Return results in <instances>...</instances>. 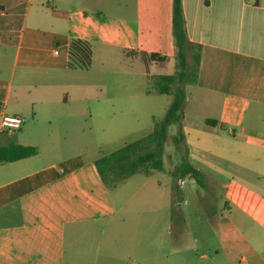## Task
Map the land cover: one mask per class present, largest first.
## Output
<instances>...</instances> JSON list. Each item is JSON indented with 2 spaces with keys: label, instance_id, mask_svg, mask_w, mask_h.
Segmentation results:
<instances>
[{
  "label": "crops",
  "instance_id": "1",
  "mask_svg": "<svg viewBox=\"0 0 264 264\" xmlns=\"http://www.w3.org/2000/svg\"><path fill=\"white\" fill-rule=\"evenodd\" d=\"M181 1L188 40L201 57L195 83L186 86L187 151L208 153L258 175L229 181L225 222L221 218L218 227L208 229L221 248L210 264L221 254L228 264H264V0ZM60 2L75 12L71 39L88 41L93 58L94 44L118 47L149 76L151 67L170 63L177 52L173 0H0V147L37 150L33 157L0 164V264H100L106 257L104 222L119 217L110 200L85 187L87 176L94 179L92 164L98 173V159L67 154L74 129L81 140L84 135L90 92L85 71L46 57L60 43L57 19L70 18L58 9ZM127 52L137 55L127 57ZM144 53L167 60L146 65ZM75 89L78 106L72 105ZM7 114L24 118L23 127L2 129ZM222 135L239 143L231 154L212 147ZM177 229L186 235L185 227ZM118 236L137 240L136 234Z\"/></svg>",
  "mask_w": 264,
  "mask_h": 264
},
{
  "label": "rangeland",
  "instance_id": "2",
  "mask_svg": "<svg viewBox=\"0 0 264 264\" xmlns=\"http://www.w3.org/2000/svg\"><path fill=\"white\" fill-rule=\"evenodd\" d=\"M58 5V9L67 11L70 18L57 19L56 33L60 43L54 44L46 57L50 63L64 66L71 39L70 20L75 12L69 10L70 5L62 2ZM114 7L111 6V13ZM94 47L92 68L81 73L89 85L90 98L85 109L89 108L90 114L82 119V140L75 128L67 151L68 155L74 156L88 153L89 160L107 156L146 137L156 123L166 120L173 96L160 95L155 81L161 74L173 75L178 63L176 52L170 63L151 67L148 72L153 75L148 73L147 76L142 65L125 59L118 47L108 49L95 44ZM189 60L193 65L191 55ZM98 94L100 100L95 98ZM71 96L72 105L78 106L76 89ZM178 134V127L172 125L161 157L165 166L162 173L153 171L148 177L136 174L114 187L104 185L93 164L88 168L94 179L87 176L85 187L93 190L95 197L110 200L119 210L117 219L104 222L106 257L100 264H210L215 249H221L208 229L218 227V220L227 215L224 195L229 181L249 177L256 180L258 175L208 153L186 154V142L182 139L177 143ZM212 145L215 150L219 148L231 154L239 143L232 135H222L221 141H213ZM78 149L81 152H77ZM186 156L202 173L203 184L197 179L180 180L175 176L174 171ZM170 225L175 228L168 229ZM178 226L187 229L186 235L180 233ZM119 233L136 234L137 240L121 239ZM200 243H206L209 249ZM217 264H228L222 254Z\"/></svg>",
  "mask_w": 264,
  "mask_h": 264
},
{
  "label": "trees",
  "instance_id": "3",
  "mask_svg": "<svg viewBox=\"0 0 264 264\" xmlns=\"http://www.w3.org/2000/svg\"><path fill=\"white\" fill-rule=\"evenodd\" d=\"M183 9L181 0H173V34L177 48V67L173 75L158 76L156 79V90L160 95L173 96V102L169 106L165 121L156 123L152 132L146 137L125 145L119 150L99 158L95 162L97 172L106 186H118L128 178L142 174L151 176L153 171L164 172V162L162 154L165 142L168 139V130L172 125L179 129L177 143L185 141L182 130V121L185 117V105L187 99L186 86L194 84L198 76L201 57L199 48L195 47L187 37V32L183 20ZM68 52V68L72 70L88 71L93 64V49L88 41L81 39H71ZM127 57H134L135 53L127 52ZM193 60L190 64L189 57ZM146 65L150 62L163 63L167 59L159 54H141ZM210 127H215L217 122L207 120ZM37 150L32 147L10 145L0 147V164L16 162L22 159L35 156ZM188 153L186 149V154ZM180 180L190 177L202 183V173L197 170L186 157L183 158L180 166L174 171Z\"/></svg>",
  "mask_w": 264,
  "mask_h": 264
},
{
  "label": "built area",
  "instance_id": "4",
  "mask_svg": "<svg viewBox=\"0 0 264 264\" xmlns=\"http://www.w3.org/2000/svg\"><path fill=\"white\" fill-rule=\"evenodd\" d=\"M25 124V119L20 116H9L8 114L2 117L1 127L8 132L20 130Z\"/></svg>",
  "mask_w": 264,
  "mask_h": 264
}]
</instances>
